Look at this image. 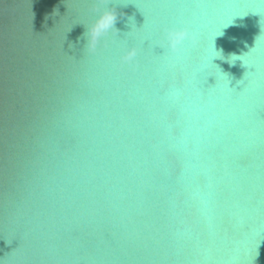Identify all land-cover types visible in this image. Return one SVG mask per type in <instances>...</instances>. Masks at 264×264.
Segmentation results:
<instances>
[{"label":"water","instance_id":"95a60500","mask_svg":"<svg viewBox=\"0 0 264 264\" xmlns=\"http://www.w3.org/2000/svg\"><path fill=\"white\" fill-rule=\"evenodd\" d=\"M0 264H264V0H0Z\"/></svg>","mask_w":264,"mask_h":264},{"label":"clouds","instance_id":"9594fccd","mask_svg":"<svg viewBox=\"0 0 264 264\" xmlns=\"http://www.w3.org/2000/svg\"><path fill=\"white\" fill-rule=\"evenodd\" d=\"M115 20L116 15L111 11H105L98 17L90 29L93 45L100 37L113 28ZM187 38L188 33L185 31H170L167 35L168 44L173 50H177ZM133 56H135V51L130 52L126 59H131Z\"/></svg>","mask_w":264,"mask_h":264}]
</instances>
